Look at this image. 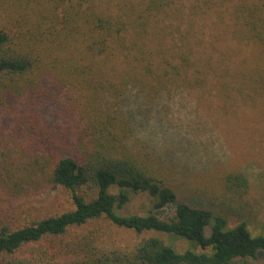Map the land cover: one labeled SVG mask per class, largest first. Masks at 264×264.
<instances>
[{
	"label": "trees",
	"instance_id": "trees-1",
	"mask_svg": "<svg viewBox=\"0 0 264 264\" xmlns=\"http://www.w3.org/2000/svg\"><path fill=\"white\" fill-rule=\"evenodd\" d=\"M7 1L25 12V23L31 22L35 31L25 27L12 33L0 27V91L43 58L83 83V128L75 121L67 139L57 127L55 140L44 146L67 153L50 161L49 179L70 192L73 208L15 228L0 226V264H32L16 254L99 218L167 238L145 237L123 251L91 246L83 237L67 245L66 251L76 255L68 264H264V235H253L245 220L230 226V210L216 211L203 196H179L169 169L161 160L132 150L127 144L131 122L107 105L109 96L122 97L131 84L154 95L177 87H205L213 77L221 81L222 92L264 94V0H236L227 7L230 35L253 44L260 58L243 72L215 63L200 48L210 41L196 29L194 15L213 0H196L189 13L185 0ZM31 37L38 43L35 51ZM40 45L49 50L48 56H40ZM42 143L49 144V138ZM226 180L234 194L247 186L242 174ZM138 193L148 194L151 207L145 214H123ZM179 239L187 243L183 250L176 246Z\"/></svg>",
	"mask_w": 264,
	"mask_h": 264
},
{
	"label": "rangeland",
	"instance_id": "rangeland-1",
	"mask_svg": "<svg viewBox=\"0 0 264 264\" xmlns=\"http://www.w3.org/2000/svg\"><path fill=\"white\" fill-rule=\"evenodd\" d=\"M195 1L185 0L187 13ZM234 1L213 0L194 16L196 29L210 41L200 46L203 54L243 72L260 58L253 44L230 35L227 7ZM8 3L0 0V27L12 33L25 27L35 31L31 22L25 23V12ZM29 42L35 51L37 41L31 37ZM27 44L23 41V47L30 50ZM40 49V56L49 55L43 45ZM12 81L9 89L0 91V226L15 228L73 208L70 192L49 179L50 161L67 153L44 146L55 140L57 127L66 132L67 139L68 127L75 121L83 128V83L43 58L29 73ZM220 83L213 77L205 87H177L154 95L131 84L128 97L109 96L107 105L131 122L127 144L132 150L161 160L169 169L179 196H203L216 211L230 210V226L245 220L253 235H264V94L250 97L238 90L222 92ZM43 138H49V144L42 143ZM230 174H242L246 188L236 194L228 189ZM150 207L147 193L132 194L122 213L145 214ZM152 235L167 238L157 231L138 232L99 218L62 237L30 244L16 257L32 260V264H68L76 255L66 251L67 245L83 237L91 246L130 251ZM186 245L183 239L176 243L179 250ZM260 260L264 261V252Z\"/></svg>",
	"mask_w": 264,
	"mask_h": 264
}]
</instances>
